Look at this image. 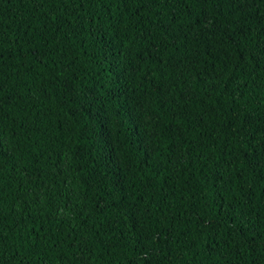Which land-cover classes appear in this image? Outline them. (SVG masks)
Segmentation results:
<instances>
[{"label":"trees","instance_id":"16d2710c","mask_svg":"<svg viewBox=\"0 0 264 264\" xmlns=\"http://www.w3.org/2000/svg\"><path fill=\"white\" fill-rule=\"evenodd\" d=\"M0 264H264V0H0Z\"/></svg>","mask_w":264,"mask_h":264}]
</instances>
